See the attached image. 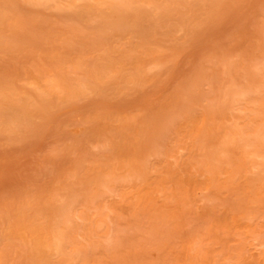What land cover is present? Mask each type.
Instances as JSON below:
<instances>
[{"label":"rangeland","instance_id":"rangeland-1","mask_svg":"<svg viewBox=\"0 0 264 264\" xmlns=\"http://www.w3.org/2000/svg\"><path fill=\"white\" fill-rule=\"evenodd\" d=\"M0 96V249L63 202L44 264H264V0H0Z\"/></svg>","mask_w":264,"mask_h":264},{"label":"bare ground","instance_id":"bare-ground-1","mask_svg":"<svg viewBox=\"0 0 264 264\" xmlns=\"http://www.w3.org/2000/svg\"><path fill=\"white\" fill-rule=\"evenodd\" d=\"M26 2L33 5H41L47 3H55L56 5H65L67 7H78L80 10L85 11H98L101 12L103 9H110L112 11L119 10L121 7H132L134 0H25ZM7 9V8H5ZM4 10V9H3ZM3 12V11H1ZM5 12V11H4ZM8 17V16H7ZM14 24L16 21L13 22ZM43 83L46 84V90H39V95L44 92L51 93V74H46L42 78ZM77 87L84 89L86 87V81L82 78L77 79ZM56 89L57 85H52ZM64 89L63 93H68L71 90L68 85L60 86ZM2 99L0 96V106ZM1 109V107H0ZM15 112L13 115L16 117L20 111L13 109ZM253 155L256 157V167L259 171H264V121H260L257 126V132L253 143ZM258 171V170H257ZM63 203V202H62ZM60 204L54 209H36L33 213L22 214L20 217V225L12 229H6L4 235L5 242L3 247L0 249V264H3L5 259L11 256L14 248L18 245L17 241L22 243L26 242L25 232L28 233L29 241L31 243V250L29 254V261L27 264H44L47 257L52 254H60L65 251L64 242L67 229V222L69 219V212L71 207L67 203ZM97 231L95 228H89L88 232L90 236ZM16 241V242H15ZM70 256L75 255V249L68 251Z\"/></svg>","mask_w":264,"mask_h":264}]
</instances>
